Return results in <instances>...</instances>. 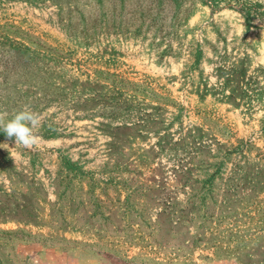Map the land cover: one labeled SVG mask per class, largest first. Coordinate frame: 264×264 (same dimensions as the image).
Here are the masks:
<instances>
[{
	"label": "rangeland",
	"instance_id": "obj_1",
	"mask_svg": "<svg viewBox=\"0 0 264 264\" xmlns=\"http://www.w3.org/2000/svg\"><path fill=\"white\" fill-rule=\"evenodd\" d=\"M0 0V264H264V0Z\"/></svg>",
	"mask_w": 264,
	"mask_h": 264
},
{
	"label": "clouds",
	"instance_id": "obj_2",
	"mask_svg": "<svg viewBox=\"0 0 264 264\" xmlns=\"http://www.w3.org/2000/svg\"><path fill=\"white\" fill-rule=\"evenodd\" d=\"M36 122L35 113L26 109L20 110L0 126V131L6 133L9 138L14 137L15 143L19 141L22 145L29 146L35 143L32 127Z\"/></svg>",
	"mask_w": 264,
	"mask_h": 264
},
{
	"label": "trees",
	"instance_id": "obj_3",
	"mask_svg": "<svg viewBox=\"0 0 264 264\" xmlns=\"http://www.w3.org/2000/svg\"><path fill=\"white\" fill-rule=\"evenodd\" d=\"M228 6H239L241 10L250 11L254 14H259V7L257 3L251 0H223Z\"/></svg>",
	"mask_w": 264,
	"mask_h": 264
}]
</instances>
